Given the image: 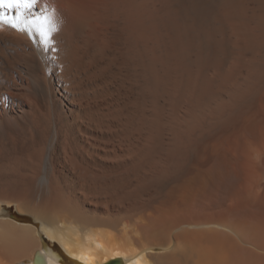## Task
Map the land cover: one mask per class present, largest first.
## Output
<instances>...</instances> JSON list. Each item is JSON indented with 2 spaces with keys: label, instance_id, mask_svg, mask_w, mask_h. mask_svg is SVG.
I'll list each match as a JSON object with an SVG mask.
<instances>
[{
  "label": "bare ground",
  "instance_id": "6f19581e",
  "mask_svg": "<svg viewBox=\"0 0 264 264\" xmlns=\"http://www.w3.org/2000/svg\"><path fill=\"white\" fill-rule=\"evenodd\" d=\"M43 5L52 45L0 25V264H264V0Z\"/></svg>",
  "mask_w": 264,
  "mask_h": 264
},
{
  "label": "snow or ice",
  "instance_id": "6c2138e0",
  "mask_svg": "<svg viewBox=\"0 0 264 264\" xmlns=\"http://www.w3.org/2000/svg\"><path fill=\"white\" fill-rule=\"evenodd\" d=\"M39 0H0V10H14L15 16L0 14V25H8L20 32L32 34L33 31L40 37L41 42L47 47L52 45L51 39L57 32L59 21L55 18L54 10L48 11V6L43 5L39 14L33 12Z\"/></svg>",
  "mask_w": 264,
  "mask_h": 264
},
{
  "label": "water",
  "instance_id": "95a60500",
  "mask_svg": "<svg viewBox=\"0 0 264 264\" xmlns=\"http://www.w3.org/2000/svg\"><path fill=\"white\" fill-rule=\"evenodd\" d=\"M37 258V257H36Z\"/></svg>",
  "mask_w": 264,
  "mask_h": 264
}]
</instances>
